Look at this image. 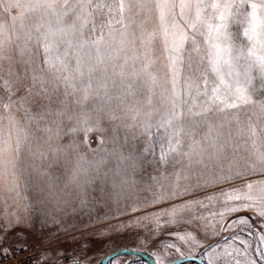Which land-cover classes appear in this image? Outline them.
<instances>
[{
    "label": "snow or ice",
    "instance_id": "snow-or-ice-1",
    "mask_svg": "<svg viewBox=\"0 0 264 264\" xmlns=\"http://www.w3.org/2000/svg\"><path fill=\"white\" fill-rule=\"evenodd\" d=\"M0 13V242L26 221L29 192L54 227L73 201L98 219L99 180L115 203L105 215L223 239L168 233L206 264H264V0H0ZM89 133L101 145L91 158L79 152ZM145 166L150 195H126ZM168 249L181 252L164 245L154 264H178Z\"/></svg>",
    "mask_w": 264,
    "mask_h": 264
},
{
    "label": "rangeland",
    "instance_id": "rangeland-1",
    "mask_svg": "<svg viewBox=\"0 0 264 264\" xmlns=\"http://www.w3.org/2000/svg\"><path fill=\"white\" fill-rule=\"evenodd\" d=\"M0 15H3L0 13ZM3 92L0 91V95ZM39 103H47V101H39ZM35 106V105H34ZM22 115V114H20ZM103 126L108 129L105 135L111 136V125L107 119L103 121ZM124 130H120V137L123 138ZM83 137L81 136V139ZM89 143L80 147L79 152L85 154L91 158L90 150H98L101 145L98 140L97 133L88 134ZM60 143H68L69 137L61 135L59 137ZM107 149L113 151L117 145L107 144ZM157 153L159 149H156ZM27 158V157H25ZM115 160L110 161L111 167H115ZM107 168V166H105ZM60 176L58 183L63 187L64 182L71 175V168L65 169L61 164L52 169ZM155 175L152 171V167L145 166L143 171L136 174L139 181L140 177H144L143 183L138 182L126 195L132 197L147 196L150 195L148 189V175ZM259 177H252L250 179H258ZM69 191H75L72 185H68ZM111 190V185L105 191H100V181H96L95 184L89 189V200L96 201L95 207L91 215L99 217L92 222H88L87 213L73 214L72 209L79 207L78 201H73L69 206L65 207L62 213H53L58 219L62 221L61 225L57 228L52 223L47 222L41 214V205L35 202V196L32 192L27 193L29 196L28 201H20L19 207L22 208L25 203L31 205L28 212V217L25 222L20 223L8 233L7 239L0 242V247L7 248L9 250L12 247L33 244L38 247L44 258V254H47L48 264H66L69 262L68 257L73 253L79 259L82 264H100L102 259L108 254L116 250H133L141 251L147 254L154 261L157 252L169 243H177L181 247V252H176L175 249H168L174 259L183 256L195 255L199 256V253L203 251L200 247H192L185 245L176 240L175 237L168 235L170 232H184L191 231L197 236L204 245L211 244L219 240L221 246L224 244V240L219 237H205L202 232L195 229L194 226L186 224H178L165 227L161 230H157L155 225L150 222H144L143 227L129 226V221L126 216L119 214H109V208L115 210V203L107 199L106 192ZM12 201L9 200L8 204ZM123 203V200L121 201ZM6 205L3 196H0V217H2L5 211ZM238 215L252 217L251 212H241ZM255 230H259L258 220L252 221ZM253 242L255 246L256 237L247 231L239 233ZM225 237L228 234H224ZM219 251V249H218ZM57 252L63 253V258L57 255ZM255 258V253L253 252ZM45 259V258H44ZM202 259V258H201ZM206 263V258L202 259ZM258 264H261L257 258ZM107 264H149V262L139 254L134 253H122L113 256ZM181 264H198L195 261L187 260Z\"/></svg>",
    "mask_w": 264,
    "mask_h": 264
},
{
    "label": "built area",
    "instance_id": "built-area-1",
    "mask_svg": "<svg viewBox=\"0 0 264 264\" xmlns=\"http://www.w3.org/2000/svg\"><path fill=\"white\" fill-rule=\"evenodd\" d=\"M0 264H45V259L38 247L23 244L10 248L6 255L0 256Z\"/></svg>",
    "mask_w": 264,
    "mask_h": 264
},
{
    "label": "water",
    "instance_id": "water-1",
    "mask_svg": "<svg viewBox=\"0 0 264 264\" xmlns=\"http://www.w3.org/2000/svg\"><path fill=\"white\" fill-rule=\"evenodd\" d=\"M122 253H134V254H139L141 255L143 258H145L149 264H154V261L152 260V258H150L147 254H145L144 252H141V251H133V250H116L110 254H108L107 256H105L101 263L100 264H107V262L113 257V256H116V255H119V254H122ZM189 256H192L193 258L191 259H183V257H179L177 258L176 260L178 261V264H181L187 260H192V261H195L197 262L198 264H206L200 257L198 256H195V255H189ZM66 264H69V262H67ZM80 264H82L80 262Z\"/></svg>",
    "mask_w": 264,
    "mask_h": 264
}]
</instances>
